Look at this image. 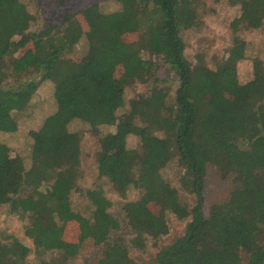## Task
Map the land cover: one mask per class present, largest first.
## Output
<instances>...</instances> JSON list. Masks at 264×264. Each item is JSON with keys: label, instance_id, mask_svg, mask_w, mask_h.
Segmentation results:
<instances>
[{"label": "trees", "instance_id": "1", "mask_svg": "<svg viewBox=\"0 0 264 264\" xmlns=\"http://www.w3.org/2000/svg\"><path fill=\"white\" fill-rule=\"evenodd\" d=\"M114 1L115 11L87 9L86 29L66 14L36 32L31 26L39 13L23 0H0V134L18 133V113L44 82L52 86L54 107L26 134L27 162L0 139V209L22 221L20 233L31 241L33 264H56L45 260L49 251L70 258L77 242L63 248L62 241L68 223L78 219L70 195L81 192V135L68 125L78 120L114 127L99 137L98 176L121 196L131 189L139 196L114 214L102 190L85 192L93 207L85 233L101 248L94 264H135L130 245L143 248L145 237L166 236L169 216L184 221L183 234L158 250L151 264H264V60L254 57L252 79L240 84L239 58L231 48L219 60L210 87L204 65L186 57L184 41L205 0ZM236 3L233 46L243 43L241 29L264 25V0ZM137 30V41L123 39ZM81 43L87 49L78 56ZM29 44L33 53L21 67L16 60ZM165 44L168 49L159 52ZM153 54L176 79L172 100L169 81L154 72ZM22 73L38 79L22 80ZM136 82L150 89L128 95ZM215 88L230 96L221 110L205 101ZM130 135L139 139L135 148L124 146ZM174 161L175 183L162 176ZM208 167L230 183V190L226 201L211 205L205 215ZM122 225L132 236L128 241L115 234ZM29 254L16 238L0 240V264H23Z\"/></svg>", "mask_w": 264, "mask_h": 264}, {"label": "rangeland", "instance_id": "2", "mask_svg": "<svg viewBox=\"0 0 264 264\" xmlns=\"http://www.w3.org/2000/svg\"><path fill=\"white\" fill-rule=\"evenodd\" d=\"M27 8L35 13H39L37 20L32 23L31 31L40 32L49 22H58V20L68 14L75 15L86 29L83 13L87 9L99 8L103 12H111L118 9V4L114 0H64L59 5L55 0H23ZM52 11H56L51 15ZM199 19L197 25L184 33L186 43L185 55L193 65L203 64L204 72L207 76L209 86L215 82V72L219 60L226 56L229 49H233L234 54L239 58L236 65L237 79L240 84H245L252 79V60L258 56L264 60V25L257 30L241 29L238 32L239 38L243 43L232 45L233 28L231 23L240 15V5L236 0H205L200 5ZM140 30L125 34L123 39L126 42H135L139 39ZM87 46L83 43L76 46L75 51L78 56L86 52ZM158 51L167 50L168 45L158 46ZM32 45L29 44L16 60L17 65L24 67L29 57L32 55ZM145 57L149 54L144 52ZM154 55V54H153ZM81 57H78L80 59ZM156 68L154 72L160 79L168 80L170 87V97L172 100L173 91L176 87V79L170 71L160 62L158 55L152 56ZM120 70L118 69V72ZM117 72V73H118ZM22 80L38 79L36 74H21ZM20 77V78H21ZM150 89V84L134 83L128 88V95L134 93H146ZM52 86L47 82L39 86L37 93L34 94L28 108L19 112V131L15 135L0 134V139L5 141L7 146L16 153L18 158L25 162L29 159V146L24 144L26 134L29 130L38 128L42 120L53 113L51 97ZM205 101L213 104L216 109H223L230 103V96L220 89H213L205 97ZM68 129L81 135L80 147V176L77 180V187L81 190L78 193H71L70 206L72 212L78 215V219L72 220L66 226V233L63 237L62 247L67 248L70 244L78 242L79 233L82 234V243L79 247L73 246L70 249L69 256L64 257L63 251H49L44 257L47 261H54L56 264H94L100 247H96L93 240L85 233L86 223L92 215V205L85 196V192L90 190H102L104 196L110 201V211L116 214L122 203L127 200L136 199L139 193L135 190H129L125 196L118 194L111 183L106 178H100L97 173L95 161L96 152L99 150V137L110 134L114 127L98 126L97 128L89 123H83L75 120L70 122ZM125 147L135 148L138 146L139 139L130 135L125 140ZM14 153V154H15ZM23 161V162H24ZM175 161L169 165V169H164L162 176L167 177L173 183L176 181L177 167ZM25 165V164H24ZM230 183L222 180L213 167H208L204 187V213L208 215L211 205L226 201L229 196ZM169 233L158 239L145 237L143 248L134 244L130 245L129 256L135 264H151L153 255L161 248L172 243L184 231V221H177L173 216L168 217ZM22 221L16 219L13 215L6 212L4 208L0 209V240L18 239L21 243L30 249L29 256L23 264H33L35 254L32 249L31 241L26 239L21 233ZM121 236L125 241L132 238L127 233L124 225L115 233ZM71 246V245H70Z\"/></svg>", "mask_w": 264, "mask_h": 264}]
</instances>
